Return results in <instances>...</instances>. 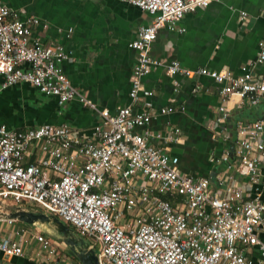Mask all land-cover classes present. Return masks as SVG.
Segmentation results:
<instances>
[{
  "label": "built area",
  "instance_id": "1",
  "mask_svg": "<svg viewBox=\"0 0 264 264\" xmlns=\"http://www.w3.org/2000/svg\"><path fill=\"white\" fill-rule=\"evenodd\" d=\"M123 1L147 12L150 23L140 26L129 44L137 52L130 103L112 114L71 84L62 67L69 57L64 47L35 37L41 20L0 0V94L29 84L55 97L60 107L77 101L100 117L90 133L68 124L24 130L0 126V201L58 217L93 246L100 264H264V117L238 122L235 136L227 126L234 95L241 105L264 103V73L251 64L239 76L189 69L177 60L165 64L172 77H206L221 86L217 124L228 147L212 161L224 164L226 172L216 176L215 186L210 177L182 172L178 157L151 142L178 140L179 129L166 136L136 131L156 113L150 101L154 91L143 79L163 65L151 55L158 31L184 32L179 24L188 13L221 0ZM254 64L264 65V38ZM139 100L145 109L136 111ZM6 223L11 231L0 237V264L24 257L31 238L47 259L82 264L63 242L38 227L17 226L20 222L11 219Z\"/></svg>",
  "mask_w": 264,
  "mask_h": 264
},
{
  "label": "crops",
  "instance_id": "2",
  "mask_svg": "<svg viewBox=\"0 0 264 264\" xmlns=\"http://www.w3.org/2000/svg\"><path fill=\"white\" fill-rule=\"evenodd\" d=\"M10 8L25 10L41 24L34 29L35 37L45 45L60 44L69 54L62 63L71 84L95 102L100 109L115 114L130 103L131 76L137 52L129 44L137 29L150 23V15L123 0H2ZM247 16L242 18V13ZM184 32L162 28L151 47V55L163 65L145 76L143 83L154 91L150 101L156 113L146 129L167 135L181 131L178 140L151 142L179 158L180 170L186 174L215 178L226 172L225 165L212 161L220 158L228 142L217 124L221 86L210 78L170 76L165 64L173 60L196 70H228L234 76L250 65L256 73H264V65L254 64L258 42L264 38V0H221L188 13L179 24ZM196 85L202 90L195 91ZM173 112L161 114L162 108ZM133 108L144 110V102ZM227 122L236 135L238 122L252 123L264 117V103L257 106L240 104L234 95ZM99 115L77 101L59 106L55 97L43 95L29 84H20L0 94V126L24 130L42 124H68L91 132L99 123ZM233 174L236 175V172ZM264 181V168L262 170ZM242 184L248 178L238 177ZM264 196V193H263ZM18 225H24L18 223ZM0 221V237L11 230ZM2 254L0 252V258ZM257 258V254H254ZM13 264H63L47 259L39 245L30 239L25 256L12 258Z\"/></svg>",
  "mask_w": 264,
  "mask_h": 264
},
{
  "label": "water",
  "instance_id": "3",
  "mask_svg": "<svg viewBox=\"0 0 264 264\" xmlns=\"http://www.w3.org/2000/svg\"><path fill=\"white\" fill-rule=\"evenodd\" d=\"M1 208L0 201V220L11 219L38 227L54 239L63 242L82 264H100L93 246L58 217L47 214L39 208L13 206L6 211Z\"/></svg>",
  "mask_w": 264,
  "mask_h": 264
},
{
  "label": "rangeland",
  "instance_id": "4",
  "mask_svg": "<svg viewBox=\"0 0 264 264\" xmlns=\"http://www.w3.org/2000/svg\"><path fill=\"white\" fill-rule=\"evenodd\" d=\"M38 91H39V90H38ZM1 207H2L1 209H2L3 211H6V210L12 208L13 205H12L11 202L7 201V202H1ZM33 207H35V206H33ZM35 208H36V207H35ZM3 221H4V222H3ZM1 222L7 224V223H6V219H5V220H1ZM20 223H21V222H20ZM9 230H10V228H9ZM68 249H69V248H68ZM54 263H57V262H54Z\"/></svg>",
  "mask_w": 264,
  "mask_h": 264
},
{
  "label": "trees",
  "instance_id": "5",
  "mask_svg": "<svg viewBox=\"0 0 264 264\" xmlns=\"http://www.w3.org/2000/svg\"><path fill=\"white\" fill-rule=\"evenodd\" d=\"M29 208H35V207H29ZM71 254H73V253H71Z\"/></svg>",
  "mask_w": 264,
  "mask_h": 264
}]
</instances>
